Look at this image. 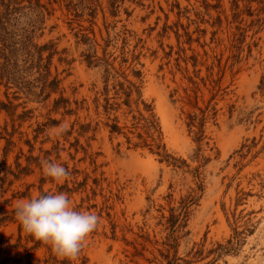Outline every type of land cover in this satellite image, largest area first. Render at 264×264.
<instances>
[{
  "label": "rangeland",
  "instance_id": "1",
  "mask_svg": "<svg viewBox=\"0 0 264 264\" xmlns=\"http://www.w3.org/2000/svg\"><path fill=\"white\" fill-rule=\"evenodd\" d=\"M18 2V67L0 78V264H264V0ZM60 192L101 218L74 260L14 215Z\"/></svg>",
  "mask_w": 264,
  "mask_h": 264
},
{
  "label": "clouds",
  "instance_id": "2",
  "mask_svg": "<svg viewBox=\"0 0 264 264\" xmlns=\"http://www.w3.org/2000/svg\"><path fill=\"white\" fill-rule=\"evenodd\" d=\"M61 134L67 126H61ZM44 175L57 182L70 173L61 164L41 161ZM16 220L24 231L51 247L54 254L68 260L76 259L85 241L100 225L101 218L91 211H78L66 193L38 194L16 203Z\"/></svg>",
  "mask_w": 264,
  "mask_h": 264
},
{
  "label": "trees",
  "instance_id": "3",
  "mask_svg": "<svg viewBox=\"0 0 264 264\" xmlns=\"http://www.w3.org/2000/svg\"><path fill=\"white\" fill-rule=\"evenodd\" d=\"M20 3L21 2H18V0H0V41L3 43V47L1 48L2 52H0V59L4 58L5 60L4 64L0 63V78H6V84H9L11 83L10 81L14 80L13 77L15 76L16 67H18L16 61L17 59H15V61H12L14 56L15 42L13 41L12 32H8V27L10 26L11 20L15 19L14 14L20 10V8L16 7V5ZM20 43L21 47H26V54H28L29 52L31 53V51L29 50V48L31 47L30 39L24 38V40H21ZM30 55L31 57L35 56V54L32 53ZM46 71L47 72L45 74L40 73V79H46V77L49 75V69L47 68ZM0 105L7 106L6 104ZM146 122L147 130L150 131L151 127L155 125V121L147 119ZM113 128L115 130H119L117 125H114ZM154 141H156L155 138ZM233 241V238L229 239L227 242L228 246L219 244V254L230 252V250L233 249L232 247L234 246L237 249L241 246L242 238L238 232L235 242Z\"/></svg>",
  "mask_w": 264,
  "mask_h": 264
}]
</instances>
